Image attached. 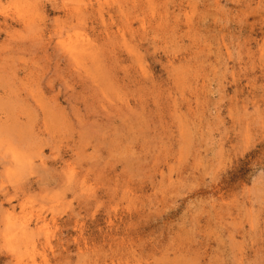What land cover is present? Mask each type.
<instances>
[{
	"label": "rangeland",
	"instance_id": "1",
	"mask_svg": "<svg viewBox=\"0 0 264 264\" xmlns=\"http://www.w3.org/2000/svg\"><path fill=\"white\" fill-rule=\"evenodd\" d=\"M0 264H264V0H0Z\"/></svg>",
	"mask_w": 264,
	"mask_h": 264
}]
</instances>
